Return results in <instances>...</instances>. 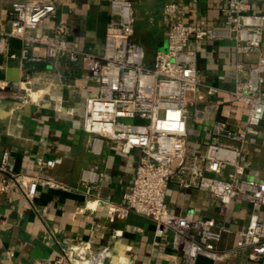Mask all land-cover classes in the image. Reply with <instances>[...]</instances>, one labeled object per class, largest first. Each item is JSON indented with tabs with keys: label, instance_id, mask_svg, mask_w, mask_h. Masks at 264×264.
<instances>
[{
	"label": "built area",
	"instance_id": "built-area-1",
	"mask_svg": "<svg viewBox=\"0 0 264 264\" xmlns=\"http://www.w3.org/2000/svg\"><path fill=\"white\" fill-rule=\"evenodd\" d=\"M255 1L230 0L223 10L224 25L218 27L205 20L186 24L181 4H166L164 11L172 24L168 45L158 51L152 65L146 63L145 49L134 40L137 17L133 0H112L102 56L83 50L78 43L31 34L55 13V2L16 3L10 27L0 25V53L7 40L19 38L24 59H29L30 50L40 48L44 56H35L34 61L45 58L58 64L66 58L82 64L88 75L97 79V87L89 89L85 98L82 116L91 152L101 155L105 142H119L124 154L141 153L127 202L108 203L107 217L114 221L138 214L151 219L155 245L169 238L187 264L201 256L222 260L241 252L254 260L264 258V173L259 178L251 174L250 157L251 148L264 142V10L253 12ZM57 29L65 33L64 27ZM224 41L233 42L238 57L257 56L249 66L237 60L235 86L229 90L203 82L198 68L196 46ZM14 88L0 79V101L9 99ZM222 94H229L232 104L246 108L245 123L231 122L228 112L221 116L212 113L209 141H192L193 132L199 133V128H192L199 123V106L226 104ZM31 95V90L25 89L15 98L27 103ZM9 165L10 153L0 152V204L14 185L30 204L39 185L72 190L50 178L12 174ZM56 165V160H47L42 168ZM101 178L98 165L83 170L81 186L88 199L99 196ZM171 187L210 194L216 201V216L195 218L177 213L167 202ZM238 200L251 205L250 220L239 232L234 248L222 250L223 237L231 232L228 222L233 204ZM100 253L124 264L125 257L114 258L110 248L95 250L90 241L64 248L57 264L85 262Z\"/></svg>",
	"mask_w": 264,
	"mask_h": 264
},
{
	"label": "crops",
	"instance_id": "crops-1",
	"mask_svg": "<svg viewBox=\"0 0 264 264\" xmlns=\"http://www.w3.org/2000/svg\"><path fill=\"white\" fill-rule=\"evenodd\" d=\"M24 1L55 2L57 10L45 23L32 30L33 36L47 34L68 44L78 43L94 55L104 53L107 26L112 0H0V25L9 28L14 17L13 6ZM230 0H133L137 17L134 40L146 51V63L152 65L155 56L168 45L171 20L164 7L181 4L184 22L201 20L210 26L224 25V8ZM253 12L264 10V0L252 4ZM62 26L65 33H60ZM193 46V44H191ZM198 68L201 80L226 90L235 86L237 60L247 66L256 62V55L239 56L233 42L202 43L197 45ZM23 42L7 40L0 53V79L13 90L9 99L0 101V152L10 153L12 174L29 178L52 179L68 185L71 191L39 185L30 204L22 191L13 186L0 204L3 223L0 224V264H57L64 248L79 242H92L99 250L110 248L114 258L125 257L124 264H187L175 250L169 238L155 245V223L144 216L131 214L123 220L107 217L108 203L125 204L130 196L141 153L122 152L119 142H105L101 155L91 152L89 135L83 130L82 116L89 89L95 90L96 78L88 75L80 63L63 58L58 64L44 56V50H30L29 59L22 57ZM38 94V100L27 103L17 100L24 90ZM48 90V91H47ZM46 91V92H45ZM45 93V94H44ZM226 100L220 106L202 103L199 106V133L192 141L206 143L212 113L228 112L233 123L244 124L247 111L242 105ZM62 108V111H57ZM253 169L259 178L264 173V142L251 148ZM47 160H56L53 169L42 168ZM100 167L99 196L88 199L81 186L85 168ZM168 204L179 214L195 218L216 216L214 198L205 192L179 190L171 187ZM252 207L235 201L229 218L231 232L225 234L222 250L234 248L239 232L249 223ZM120 232V236H115ZM62 264H71L65 260ZM194 264H264L247 253H237L222 260L199 257Z\"/></svg>",
	"mask_w": 264,
	"mask_h": 264
},
{
	"label": "bare ground",
	"instance_id": "bare-ground-1",
	"mask_svg": "<svg viewBox=\"0 0 264 264\" xmlns=\"http://www.w3.org/2000/svg\"><path fill=\"white\" fill-rule=\"evenodd\" d=\"M48 91V90H47ZM46 92V91H45ZM45 94V93H44ZM35 101L38 100V94L32 93L31 95ZM37 99V100H36ZM108 255L106 253H100L96 255L94 258L85 261V262H78L77 264H121L120 262L114 260L113 258L108 259Z\"/></svg>",
	"mask_w": 264,
	"mask_h": 264
},
{
	"label": "rangeland",
	"instance_id": "rangeland-1",
	"mask_svg": "<svg viewBox=\"0 0 264 264\" xmlns=\"http://www.w3.org/2000/svg\"><path fill=\"white\" fill-rule=\"evenodd\" d=\"M81 264V263H80Z\"/></svg>",
	"mask_w": 264,
	"mask_h": 264
}]
</instances>
